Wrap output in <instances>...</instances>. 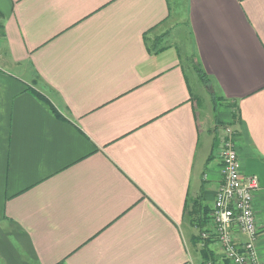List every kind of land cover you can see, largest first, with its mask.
I'll return each mask as SVG.
<instances>
[{
	"label": "crops",
	"instance_id": "obj_1",
	"mask_svg": "<svg viewBox=\"0 0 264 264\" xmlns=\"http://www.w3.org/2000/svg\"><path fill=\"white\" fill-rule=\"evenodd\" d=\"M0 29V264H201L225 128L264 264V0H0Z\"/></svg>",
	"mask_w": 264,
	"mask_h": 264
},
{
	"label": "built area",
	"instance_id": "obj_2",
	"mask_svg": "<svg viewBox=\"0 0 264 264\" xmlns=\"http://www.w3.org/2000/svg\"><path fill=\"white\" fill-rule=\"evenodd\" d=\"M223 132L218 153L221 181L207 226L199 237L203 243L209 241V245L216 247L213 264H263L258 253L259 230L252 202L258 178L241 174L233 131L225 128Z\"/></svg>",
	"mask_w": 264,
	"mask_h": 264
},
{
	"label": "trees",
	"instance_id": "obj_3",
	"mask_svg": "<svg viewBox=\"0 0 264 264\" xmlns=\"http://www.w3.org/2000/svg\"><path fill=\"white\" fill-rule=\"evenodd\" d=\"M196 73L199 77V80L201 81V83L204 85V86H207L209 87V83L208 81L206 80V77L205 75L202 73V71H200L199 69H196ZM36 97L42 101L45 105H47L49 107V109L51 111H53V108L48 104L47 100L39 93H35ZM210 95H211V98H212V102H213V106L214 108L216 109V106L221 102L219 99H217L214 95H213V92L210 91ZM233 116V119H236V114L233 113L232 114ZM206 215V214H205ZM206 220L203 221V224L199 225V227L202 229L204 226L206 227ZM204 227V228H205ZM198 240H201L200 237H198ZM208 245H209V241H205L203 243V248L201 249V256H202V263L201 264H207L208 262H214V254H212L210 251H209V248H208Z\"/></svg>",
	"mask_w": 264,
	"mask_h": 264
},
{
	"label": "rangeland",
	"instance_id": "obj_4",
	"mask_svg": "<svg viewBox=\"0 0 264 264\" xmlns=\"http://www.w3.org/2000/svg\"><path fill=\"white\" fill-rule=\"evenodd\" d=\"M1 32V29H0ZM188 77H193V72L189 71L188 72ZM197 81V80H196ZM197 86V94H198V98H199V108H198V112L201 114V116L204 115L205 110L209 109V105H210V101H209V93L206 92L204 89L201 88L199 82H196Z\"/></svg>",
	"mask_w": 264,
	"mask_h": 264
}]
</instances>
